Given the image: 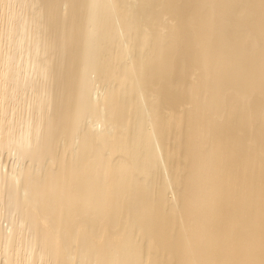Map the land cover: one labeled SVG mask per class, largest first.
I'll return each mask as SVG.
<instances>
[{
  "label": "bare ground",
  "instance_id": "6f19581e",
  "mask_svg": "<svg viewBox=\"0 0 264 264\" xmlns=\"http://www.w3.org/2000/svg\"><path fill=\"white\" fill-rule=\"evenodd\" d=\"M0 264H264V0H0Z\"/></svg>",
  "mask_w": 264,
  "mask_h": 264
}]
</instances>
